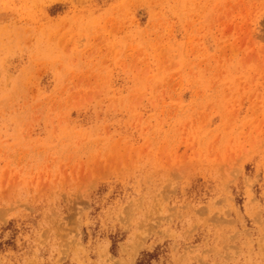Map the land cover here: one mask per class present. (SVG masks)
<instances>
[{"label": "rangeland", "instance_id": "rangeland-1", "mask_svg": "<svg viewBox=\"0 0 264 264\" xmlns=\"http://www.w3.org/2000/svg\"><path fill=\"white\" fill-rule=\"evenodd\" d=\"M0 264H264V0H0Z\"/></svg>", "mask_w": 264, "mask_h": 264}]
</instances>
